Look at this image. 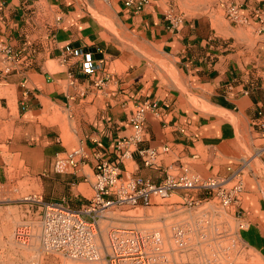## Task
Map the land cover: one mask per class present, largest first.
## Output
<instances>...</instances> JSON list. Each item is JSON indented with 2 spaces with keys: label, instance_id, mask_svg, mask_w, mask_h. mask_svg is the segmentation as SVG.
Listing matches in <instances>:
<instances>
[{
  "label": "crops",
  "instance_id": "1",
  "mask_svg": "<svg viewBox=\"0 0 264 264\" xmlns=\"http://www.w3.org/2000/svg\"><path fill=\"white\" fill-rule=\"evenodd\" d=\"M222 3L236 4L246 23H231ZM256 12L264 14V0H150L140 13L124 0H0V224L13 221L1 208L21 206L24 192L80 209L95 158L118 164L116 143L133 134L128 115L150 101L161 117L146 115L143 142L118 164L124 174L155 183L166 174H231L255 154L249 174L242 171L240 210L250 224L241 236L264 256V155L256 153L264 144V32ZM77 50L106 61L101 88L82 73ZM80 146L88 159L76 171L50 170ZM147 148L159 153L150 166L137 152Z\"/></svg>",
  "mask_w": 264,
  "mask_h": 264
},
{
  "label": "built area",
  "instance_id": "2",
  "mask_svg": "<svg viewBox=\"0 0 264 264\" xmlns=\"http://www.w3.org/2000/svg\"><path fill=\"white\" fill-rule=\"evenodd\" d=\"M149 4L150 0H124V6L133 13L142 12ZM222 7L231 23H246L236 4L222 3ZM255 15L257 31L264 32V14ZM73 55L82 59V73L95 78V85L101 88L106 61H91L82 50ZM147 114L161 117L157 103L146 101L128 115L133 134L116 143L118 164L130 157V146L143 142ZM258 115L262 117L261 112ZM137 152L144 166L155 164L159 156L150 148ZM257 152L264 153V145ZM87 159L80 146L56 156L50 170L56 174L74 172ZM248 159L231 174H166L155 183L138 174H124L118 164L96 157L91 194L80 209H71L64 202L45 203L36 194L19 198L26 218L15 226L12 241L36 253L30 264H38L39 256L105 264H241V257L250 249L241 236L250 224L248 212L241 214L240 210L246 182L242 171ZM132 207H162L155 217L160 225L111 224L110 213ZM151 216L143 213L137 219L144 221ZM103 220L110 222L104 230L100 226Z\"/></svg>",
  "mask_w": 264,
  "mask_h": 264
},
{
  "label": "rangeland",
  "instance_id": "3",
  "mask_svg": "<svg viewBox=\"0 0 264 264\" xmlns=\"http://www.w3.org/2000/svg\"><path fill=\"white\" fill-rule=\"evenodd\" d=\"M104 7L105 5L102 4ZM264 144L259 146L261 148ZM257 153V151H256ZM264 155V153H262ZM255 154L251 153L248 157L249 162L247 164L245 174H249L251 168L254 167L257 162V158L253 161V157ZM251 161V164H250ZM255 162V163H254ZM254 164V165H253ZM91 192V191H90ZM28 192H24L20 195H27ZM91 194V193H90ZM89 195V192H88ZM9 207L1 208V214L3 216L8 217L12 215L13 221L9 224L8 222H1L0 224V264H30V258L36 253L31 251L26 247H22L19 245H15L12 241L13 232L15 226L21 223L26 217L23 212V205L17 207L12 204ZM162 207H150V208H140V207H132L130 209H118L115 210L114 213H110L113 217V225H127V226H135V227H152L160 225V223L155 220V217L158 215L159 211ZM143 213L151 214L152 216L144 221H138L137 217L142 215ZM109 221H101L100 226L102 230H104ZM38 264H105L103 261H90V262H82V261H74V260H66L59 256H39L36 258ZM241 264H264V256L259 255L251 249H248L244 256L240 259Z\"/></svg>",
  "mask_w": 264,
  "mask_h": 264
},
{
  "label": "bare ground",
  "instance_id": "4",
  "mask_svg": "<svg viewBox=\"0 0 264 264\" xmlns=\"http://www.w3.org/2000/svg\"><path fill=\"white\" fill-rule=\"evenodd\" d=\"M254 158V157H253Z\"/></svg>",
  "mask_w": 264,
  "mask_h": 264
}]
</instances>
